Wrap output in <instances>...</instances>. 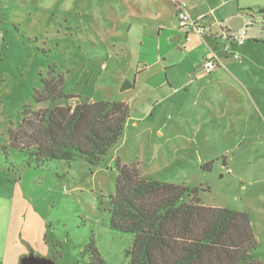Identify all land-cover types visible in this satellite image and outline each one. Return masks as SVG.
I'll return each mask as SVG.
<instances>
[{
    "label": "rangeland",
    "instance_id": "374dc122",
    "mask_svg": "<svg viewBox=\"0 0 264 264\" xmlns=\"http://www.w3.org/2000/svg\"><path fill=\"white\" fill-rule=\"evenodd\" d=\"M108 1L0 0V146L9 144L24 110L37 109L34 92L52 68L62 75L64 91L78 97L71 105L85 98L131 103L122 136L96 166L57 160L34 169L23 152L9 148L8 161L0 155V264H21L30 254L55 264H87L82 252L92 238L106 264H129L132 235L110 229L107 211L117 159L138 163L143 176L197 189L204 206L264 210V65L259 70L254 63L245 77L246 97L217 96L234 113L219 122L203 109L206 124L217 130L197 131L213 129L198 106L186 123L166 126L172 117L166 107L151 113V102L121 91L136 75L132 58L121 55L123 43L109 39L108 26L92 15L93 3ZM257 16L248 30L263 38L264 53V19Z\"/></svg>",
    "mask_w": 264,
    "mask_h": 264
},
{
    "label": "trees",
    "instance_id": "16d2710c",
    "mask_svg": "<svg viewBox=\"0 0 264 264\" xmlns=\"http://www.w3.org/2000/svg\"><path fill=\"white\" fill-rule=\"evenodd\" d=\"M257 13L264 16V8ZM40 81L37 109L24 110L0 155L8 161L9 148L23 152L25 164L34 169L57 160L98 165L122 136L128 105L87 98L71 105L78 97L64 91V79L53 68ZM116 169L109 228L132 235L129 264H261L253 256L258 243L247 213L204 206L197 189L143 176L138 163L117 159ZM84 254L90 257L87 264H106L93 238Z\"/></svg>",
    "mask_w": 264,
    "mask_h": 264
},
{
    "label": "crops",
    "instance_id": "0c3cea01",
    "mask_svg": "<svg viewBox=\"0 0 264 264\" xmlns=\"http://www.w3.org/2000/svg\"><path fill=\"white\" fill-rule=\"evenodd\" d=\"M179 1L186 2L190 16L208 30L203 38L179 29L176 18V3ZM92 5L96 22L108 26L104 29L108 38L122 42L121 55L132 58L130 66L135 68L136 75L129 82L131 87L128 90H133L134 96L142 103L151 102V113L158 107H166L172 112L166 126L177 124L179 119L186 123V115L200 111L204 124L213 129L204 133L199 126L197 131L205 136L217 130L218 127L207 125L206 121L221 122L225 116L234 113L228 106L221 107L217 96L224 92L246 97V91L250 92L245 77L250 74L254 63L259 70L263 69V38L259 34L248 30L245 45L235 48L240 61L225 56L218 48L221 29L238 31L248 20L253 22V27L254 16L264 19L257 13L264 5L255 0H109ZM212 49L218 52L221 66L208 74L202 71L201 63L212 55ZM255 55H259L257 62ZM142 57H147L146 61ZM122 102L130 108L129 99ZM203 109L209 111V119ZM228 170L227 173H231ZM235 211L248 214L258 243L253 256L264 264V253L260 252L264 246V210L248 205Z\"/></svg>",
    "mask_w": 264,
    "mask_h": 264
},
{
    "label": "built area",
    "instance_id": "2783aa9c",
    "mask_svg": "<svg viewBox=\"0 0 264 264\" xmlns=\"http://www.w3.org/2000/svg\"><path fill=\"white\" fill-rule=\"evenodd\" d=\"M176 18L177 25L183 32H194L201 38L207 34L208 30L190 16L186 2L179 1L176 3ZM252 24L253 22L248 20L245 27L238 31L221 29L220 36L218 37L219 51L225 56H231L233 59L240 61V56L235 48L245 45L248 39V28L251 27ZM220 66L221 58L215 49H212V55L205 58L201 63L202 71L208 74ZM228 172H230V170H228Z\"/></svg>",
    "mask_w": 264,
    "mask_h": 264
},
{
    "label": "water",
    "instance_id": "95a60500",
    "mask_svg": "<svg viewBox=\"0 0 264 264\" xmlns=\"http://www.w3.org/2000/svg\"><path fill=\"white\" fill-rule=\"evenodd\" d=\"M131 87V84L128 81H125L122 84L121 91H125ZM21 264H55L52 260L47 259H38L33 255H30L28 257H24L21 260Z\"/></svg>",
    "mask_w": 264,
    "mask_h": 264
}]
</instances>
